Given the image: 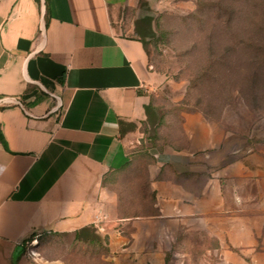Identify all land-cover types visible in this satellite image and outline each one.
<instances>
[{
  "label": "crops",
  "instance_id": "1",
  "mask_svg": "<svg viewBox=\"0 0 264 264\" xmlns=\"http://www.w3.org/2000/svg\"><path fill=\"white\" fill-rule=\"evenodd\" d=\"M131 6L0 0V264H166L182 231L223 241L232 264H264V153L202 113L153 151V211L118 215L107 177L131 162L128 127L158 116ZM88 227L107 255L77 240Z\"/></svg>",
  "mask_w": 264,
  "mask_h": 264
},
{
  "label": "rangeland",
  "instance_id": "2",
  "mask_svg": "<svg viewBox=\"0 0 264 264\" xmlns=\"http://www.w3.org/2000/svg\"><path fill=\"white\" fill-rule=\"evenodd\" d=\"M132 3L125 25L152 19L145 85L158 116L140 129L128 127L131 162L119 175L107 177L108 190L119 198L120 217L151 212L144 206L152 208L154 202L147 190L153 151L170 142V131L185 113L206 115L245 135L249 146L264 153V0ZM222 244L206 231H182L168 247L165 262L232 264Z\"/></svg>",
  "mask_w": 264,
  "mask_h": 264
},
{
  "label": "trees",
  "instance_id": "3",
  "mask_svg": "<svg viewBox=\"0 0 264 264\" xmlns=\"http://www.w3.org/2000/svg\"><path fill=\"white\" fill-rule=\"evenodd\" d=\"M135 31H136L137 35L139 36L140 41L143 43L145 50H147L146 49V46H147L146 40L149 39L150 37H152V35L154 34V30H153V26H152V19L145 18V19H141L140 21L137 20L135 23ZM249 40H251V39H249ZM147 111H157V110H156L155 106H153L151 103V106L147 108ZM159 122L161 123V121H159ZM132 126L134 128L136 127L135 125H132ZM128 165H129V163L127 164L125 169L128 167ZM148 185H149V182H148ZM148 185H147V190H148ZM151 195H153V199L155 201L154 193L149 194L150 199H151ZM153 205H154V202L152 204V208L150 207L151 208L150 211H153ZM146 208L148 209V207L144 206V211H146ZM143 213H141V214H143ZM132 215H140V214H132ZM84 232L85 233L87 232L89 235L83 236L82 233H84ZM95 232L96 231L93 227L85 228L83 231L77 233V240L85 242V243H89V244H94V245H95V243H97V252H98L97 256L107 255L108 249L105 246L106 241H102L101 238L95 234Z\"/></svg>",
  "mask_w": 264,
  "mask_h": 264
},
{
  "label": "built area",
  "instance_id": "4",
  "mask_svg": "<svg viewBox=\"0 0 264 264\" xmlns=\"http://www.w3.org/2000/svg\"><path fill=\"white\" fill-rule=\"evenodd\" d=\"M0 239H1V235H0ZM33 242H34V241H33ZM33 242H30V243H28V246H30V247H31V246L34 244ZM32 255H36V253H34V252H33V254H32Z\"/></svg>",
  "mask_w": 264,
  "mask_h": 264
}]
</instances>
